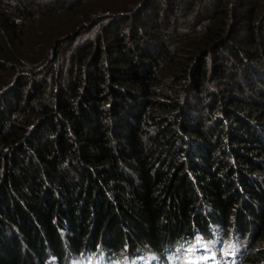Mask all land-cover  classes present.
Wrapping results in <instances>:
<instances>
[{
  "label": "trees",
  "instance_id": "16d2710c",
  "mask_svg": "<svg viewBox=\"0 0 264 264\" xmlns=\"http://www.w3.org/2000/svg\"><path fill=\"white\" fill-rule=\"evenodd\" d=\"M244 263L264 0H0V264Z\"/></svg>",
  "mask_w": 264,
  "mask_h": 264
},
{
  "label": "rangeland",
  "instance_id": "374dc122",
  "mask_svg": "<svg viewBox=\"0 0 264 264\" xmlns=\"http://www.w3.org/2000/svg\"><path fill=\"white\" fill-rule=\"evenodd\" d=\"M40 1V0H39ZM227 76L224 78V79H227V78H229L230 79V76H228L229 75V73H225ZM246 263V262H245ZM244 263V264H245Z\"/></svg>",
  "mask_w": 264,
  "mask_h": 264
}]
</instances>
